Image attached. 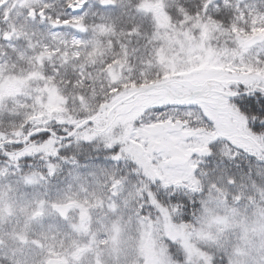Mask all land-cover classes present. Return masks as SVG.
Instances as JSON below:
<instances>
[{
	"label": "snow or ice",
	"instance_id": "1",
	"mask_svg": "<svg viewBox=\"0 0 264 264\" xmlns=\"http://www.w3.org/2000/svg\"><path fill=\"white\" fill-rule=\"evenodd\" d=\"M96 3L105 9L119 8L120 12L115 17L101 14L99 22L91 26L93 37L89 40L74 35L63 42L62 49L41 46L34 56L39 69L53 59L59 63L47 76L41 73L36 90L38 94H48L58 106H34L17 127L0 133V157L16 171H20L22 162L31 167L33 159L43 160L45 171L26 176L25 180L32 182L36 176L45 180L46 175H55L58 161L68 162L61 149L66 152L73 143L91 145L99 141L113 162L104 182L105 195L91 199L86 196L83 201L69 198L66 203L51 202L50 207L62 218H67L69 209L78 208L82 222L89 219L88 209L92 207L105 209L106 216H115L118 221L127 210L126 223L130 227L135 225V236L128 238L135 264H217V252L224 247L221 238L228 228L222 222L214 226L201 222L198 216L206 200L212 202L213 193L224 204L230 198L234 205H239L243 197L235 189L244 174L238 176L241 165L236 162L241 157L264 161V59L260 50L248 56L254 44L264 41V14L248 13L246 18L237 3L233 18L225 27L212 13H219L221 7H232L231 0H197L195 6L190 0H174V14L168 7L157 11L145 0H136L135 4L130 0ZM85 7L86 0H64L66 11L54 16L50 6L42 3L28 15L33 20L39 17L40 22L47 20L53 28L87 33L89 11L74 14ZM149 8L155 12L149 56L141 58L134 77L125 78L123 74L131 65L128 45L120 37H126L130 43L133 37L141 36V24L131 14L132 9ZM13 32L4 31L0 38L9 40ZM165 34L180 41L190 38L194 47L185 54L178 52V44H173L171 51L178 52L180 59L168 63L159 56L165 46ZM219 35H224L226 43L234 47H216L214 40ZM106 48L120 51L109 57ZM82 53L86 63L76 65V61L82 60ZM69 64L73 69L78 66L80 71L75 72V78H61L65 87H75L78 81L81 88L91 86L94 92L96 85L90 82L87 68L96 67L102 95L91 97V93L80 91L69 98L60 93L56 77L60 68ZM35 74L25 79L31 80ZM24 82L21 80V85ZM37 98L43 100V95ZM90 98L96 100V107L73 116L68 105L86 106ZM233 112L243 118V125L229 131L226 125L232 124ZM224 145L227 152L220 151ZM122 162L127 163L123 171L117 167ZM6 171L0 170V175ZM246 175L255 187L251 166ZM43 203L32 213L33 217L42 215ZM121 234V227L114 223L103 239L97 240L93 233L85 248L72 253L71 261L48 259L45 264H78L80 254L93 247V264H106L102 256L109 244L114 260L118 261ZM18 239L26 242L23 235ZM224 242L228 243L226 237ZM32 243L45 247L38 240ZM242 254L225 253L224 264H231L232 256ZM260 254L264 255V249ZM259 264H264V259Z\"/></svg>",
	"mask_w": 264,
	"mask_h": 264
},
{
	"label": "rangeland",
	"instance_id": "2",
	"mask_svg": "<svg viewBox=\"0 0 264 264\" xmlns=\"http://www.w3.org/2000/svg\"><path fill=\"white\" fill-rule=\"evenodd\" d=\"M170 1L172 0H145L160 12H163L165 7L169 9ZM241 1L246 0H231L232 7H228L231 10V18L228 22L233 18L237 3ZM254 1L264 6V0H251L253 3ZM41 3L42 0H4L0 3V33L13 32L15 29L11 39L0 38V133H9L17 127L24 118V114L34 106L39 107L43 104L49 105L52 109L58 106L48 94H38L36 90L39 87L38 81L42 72L39 66L35 65L34 56L41 51V46L47 44L44 43V21L40 22L39 17L33 20L28 13L33 8L38 10ZM243 7L245 8V6L239 8L245 12L247 18L248 13L252 12L245 11ZM139 12H144L143 14L151 20L155 15L152 8ZM109 13L107 12V17ZM252 14H264V11ZM90 16L97 19L95 15ZM109 16L114 17V14ZM90 21L88 18L87 22ZM88 25H92V22ZM227 25L228 23L224 24L225 27ZM241 27L247 28V25L241 24ZM65 33L53 35L54 38L49 44L51 48H63L60 42L64 39ZM149 38H144L142 42L144 55L137 56L136 62H130L131 67L123 74L125 78L134 77L141 66V58H148L151 48L148 43ZM133 39L134 37L131 40ZM164 40L165 46L159 56L168 63L180 59L178 52L187 54L194 47L190 38L180 41L176 40L174 35L165 34ZM226 41L227 38L224 35H219L214 40V44L218 48L234 47ZM173 44L180 46L178 52L171 51ZM258 50L261 51V58L264 59V41L254 44L248 56L255 55ZM131 51L132 55L137 54L136 51ZM116 71L118 73L119 70L116 69ZM32 73L36 74L32 75L31 80L25 79ZM117 78H119L118 75ZM21 80L25 81L23 85L20 83ZM38 95H43V100L38 99ZM120 110L123 111L124 108L121 107ZM9 113H19V115ZM242 125L243 118L233 112V122L226 126L231 131L233 127L240 128ZM8 149L11 150L10 147ZM227 150V145L220 149L221 152H227ZM108 157L89 159L84 162L78 160L73 162L71 158H68L67 163L58 161L59 166L55 175L51 177L46 175L45 180H39L36 176L32 182L25 180V177L39 172L27 168L23 163L20 165V171H16L10 162H5L0 157V170L7 169L0 175V264H45L49 258L71 261L72 253L77 248H85L93 233L97 240L103 239L105 231L110 230L114 223H118L122 229L120 259L114 260L110 244L104 247L102 259L106 264H135L133 245L128 239L129 236H135V225L130 227L126 223L127 210H125L124 218L118 221L115 216L110 214L106 216L105 209L99 206L92 207L88 209L89 219L82 222L79 219L78 208L69 209L67 218L60 219L55 210L50 207L51 202L66 203L69 198L78 201H83L86 196L89 199L93 196L102 198L105 195L104 182L113 168V162ZM35 159L38 161L39 171L44 172L43 160ZM236 163L241 165L238 176L244 174L235 189L243 197L239 205H234L230 198L227 204H224L217 200L213 193L210 197L212 202L209 203L206 200L198 220L210 222L213 226L215 223L222 222L228 228V232L225 233L228 243L224 242L225 237L221 238L224 247L217 252V264H224L225 253L231 256L236 251L243 254L232 256L231 264H259V261L264 259V255L260 254L261 249H264V161L241 157ZM249 166L252 167V180L256 182L255 187L246 175ZM117 167L121 171L126 168L124 162ZM41 201H44L41 208L42 215L33 217L32 213L37 210ZM19 235H23L26 242H21L18 239ZM33 240L40 241L45 247H37L32 243ZM94 258L95 248L93 247L92 250H85L80 254L78 264H93Z\"/></svg>",
	"mask_w": 264,
	"mask_h": 264
},
{
	"label": "trees",
	"instance_id": "3",
	"mask_svg": "<svg viewBox=\"0 0 264 264\" xmlns=\"http://www.w3.org/2000/svg\"><path fill=\"white\" fill-rule=\"evenodd\" d=\"M131 4H135L136 0H130ZM180 3H184V0H179ZM191 5L195 6L197 0H190ZM259 2V1H257ZM42 3H47L50 8L49 11L51 12L52 15H57V14H61L64 13L66 10L64 8V0H42ZM41 3V4H42ZM40 4V6H41ZM239 7L245 6V11H251L252 13H256L259 14L261 13V11H264V6L262 7L261 5H259L258 3H256L254 1L251 2V0H246V1H241L238 4ZM175 8L176 5L174 3V0L169 2V9L168 11L171 13H175ZM104 10V12L102 11ZM128 7L126 6L125 11H128ZM256 10V11H255ZM71 11V10H68ZM82 11H89V15L86 19V23H90L92 22V25L90 26V30L87 33H76L74 32V30L72 28H66V27H58V28H53L49 25V23L47 22V20L44 21V43L47 44V46L49 48H51V46L49 45L51 42V39L54 38L53 35L55 36V34L60 35L61 32H66L64 35V39H61V42L63 44L64 41H69L71 40L72 36H78L80 39L82 40H89L90 38L93 37V33L91 31V26L95 25L96 23L99 22V17L101 16V14L105 17H107V12H110L108 14H114V17L118 15V12L120 11L119 8H115V9H105L102 6H100L98 3H96V0H86V7L83 8L82 10H77L74 14H81ZM95 13V16L97 17V19H95L93 16V13ZM143 11V10H141ZM144 13V12H143ZM142 12L139 11H135V9H132V15H135L136 17V21L138 23L141 24V33L142 35L139 37H134L133 40H131V42L129 43L126 37H120L121 42L126 43L128 45V51H129V61L130 62H136L137 56L140 55H144L143 54V49H142V42L144 41V38H149L152 35V23H151V19L144 15ZM213 16H215L217 19L222 20L224 24L229 23L228 19L231 18V10L227 7H221L219 13L213 12L212 13ZM88 18L91 20L90 22H87ZM117 30L119 31V26L117 28ZM102 39V38H100ZM137 50V54L132 55V51L131 50ZM105 51L107 52L108 56L110 57L111 54L113 52H119L120 49L119 48H112L111 50H108L107 48L105 49ZM59 63V61L53 59L50 63H45L43 69H41L42 74H44L45 76H47L48 74L52 73L55 70L56 65ZM76 65H79L81 63H86V61L83 60V53H82V60L81 61H76L75 62ZM80 68L77 66L75 67V69H73V66L71 64L69 65H65L63 67L60 68V72L59 75L56 77L57 80V84L59 85V91L60 93H63L65 96H68L69 98H71V96L74 93L83 91L85 93H91V97H97L102 95V91L100 88V81L98 79V73H97V68L96 67H88L87 68V72L90 73V77L89 80L92 84L96 85V89L94 92L91 91V86H89L88 88H81L79 82L77 81V84L75 87L73 86H67L65 87V85L61 82V78L67 79L69 76L75 78V72H79ZM69 110L71 111L73 116H76L78 113H80L82 110H88L90 111L92 108L96 107V100L93 98H90L87 105H75V104H69L68 105ZM5 147L9 148V146L5 145ZM62 154H64L67 158H75V160H78L80 162H84L87 161L89 159L95 160L96 158H102L105 156H109V153L107 150H105L104 148V144L96 141L91 145H85V144H81V143H73L70 147L69 151H64L63 149H61ZM37 159H33L32 160V166L28 167L27 164H24L27 168L34 170L35 172H41L39 171V165H38V161H36ZM38 165H36L35 164ZM23 163V162H22ZM35 164V165H34ZM124 165L127 166V163L124 162Z\"/></svg>",
	"mask_w": 264,
	"mask_h": 264
},
{
	"label": "water",
	"instance_id": "4",
	"mask_svg": "<svg viewBox=\"0 0 264 264\" xmlns=\"http://www.w3.org/2000/svg\"><path fill=\"white\" fill-rule=\"evenodd\" d=\"M259 42H261V41H258L257 43H259ZM58 215H59V214H58ZM59 217L62 218L60 215H59ZM50 259H54V258H50Z\"/></svg>",
	"mask_w": 264,
	"mask_h": 264
}]
</instances>
